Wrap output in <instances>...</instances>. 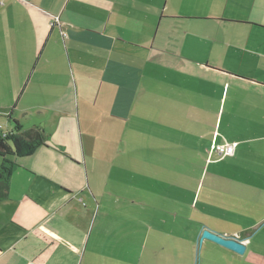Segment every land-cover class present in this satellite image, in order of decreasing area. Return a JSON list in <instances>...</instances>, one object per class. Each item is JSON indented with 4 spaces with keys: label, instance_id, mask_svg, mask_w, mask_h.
Masks as SVG:
<instances>
[{
    "label": "crops",
    "instance_id": "obj_1",
    "mask_svg": "<svg viewBox=\"0 0 264 264\" xmlns=\"http://www.w3.org/2000/svg\"><path fill=\"white\" fill-rule=\"evenodd\" d=\"M0 129V264H264V0H0Z\"/></svg>",
    "mask_w": 264,
    "mask_h": 264
},
{
    "label": "trees",
    "instance_id": "obj_2",
    "mask_svg": "<svg viewBox=\"0 0 264 264\" xmlns=\"http://www.w3.org/2000/svg\"><path fill=\"white\" fill-rule=\"evenodd\" d=\"M15 127L20 125L15 122ZM43 140H28L21 135L8 136L0 129V201L8 198V191L16 160L31 157Z\"/></svg>",
    "mask_w": 264,
    "mask_h": 264
},
{
    "label": "water",
    "instance_id": "obj_3",
    "mask_svg": "<svg viewBox=\"0 0 264 264\" xmlns=\"http://www.w3.org/2000/svg\"><path fill=\"white\" fill-rule=\"evenodd\" d=\"M264 225V223L260 226H257L256 228H254V231L256 232L257 230H259L262 226ZM252 237V235L247 234L246 235V239L249 240ZM198 243L199 245L202 244V242L204 240H209L211 242H214L215 244H218L240 256H243L246 252V245H245V240H242L238 237L232 236V237H227V236H223L220 234H217L209 229H203L199 239H198Z\"/></svg>",
    "mask_w": 264,
    "mask_h": 264
},
{
    "label": "rangeland",
    "instance_id": "obj_4",
    "mask_svg": "<svg viewBox=\"0 0 264 264\" xmlns=\"http://www.w3.org/2000/svg\"><path fill=\"white\" fill-rule=\"evenodd\" d=\"M255 221H257V220H255V219H246L245 220V223H246V225H251L252 223H254ZM264 221V220H263ZM262 221V222H263ZM210 223L213 225V226H215L216 228H218L219 230H224V231H228V230H231V231H233V230H235V229H237V220H234V221H231L230 222V224H229V226H225L224 225V223L223 222H220V220H211L210 221ZM261 223V222H260ZM256 225H258V224H256ZM254 228H256V226H253ZM252 227V228H253ZM254 228H253V230H247L246 232H241L242 234H243V236H245L246 235V233H252L251 235H252V237L251 238H253V236L261 229H259V230H257L256 232L254 231ZM204 229V228H203ZM255 232V233H254ZM250 238V239H251ZM199 241V240H198ZM257 242V240H255V241H253V245L255 244ZM199 245V244H198ZM200 246V245H199ZM198 246V248H197V251H196V253H197V259H201L202 260V262L204 263V261L206 260V253H205V256L202 258L201 257V251H202V248L200 249V247ZM135 258H136V254H135ZM247 259H249V260H252L253 259V254H252V252H250L248 255H247V257H246ZM195 260H194V263L196 262V256H195V258H194ZM197 264H200V262L198 261L197 262Z\"/></svg>",
    "mask_w": 264,
    "mask_h": 264
},
{
    "label": "built area",
    "instance_id": "obj_5",
    "mask_svg": "<svg viewBox=\"0 0 264 264\" xmlns=\"http://www.w3.org/2000/svg\"><path fill=\"white\" fill-rule=\"evenodd\" d=\"M236 144H221L215 146V151L221 157L233 156L235 154Z\"/></svg>",
    "mask_w": 264,
    "mask_h": 264
}]
</instances>
